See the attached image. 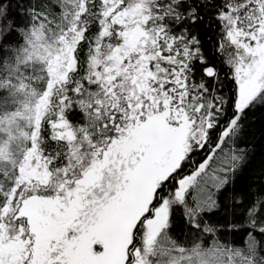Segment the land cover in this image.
I'll use <instances>...</instances> for the list:
<instances>
[{"label": "snow or ice", "instance_id": "obj_1", "mask_svg": "<svg viewBox=\"0 0 264 264\" xmlns=\"http://www.w3.org/2000/svg\"><path fill=\"white\" fill-rule=\"evenodd\" d=\"M257 112L264 0H0V264H264Z\"/></svg>", "mask_w": 264, "mask_h": 264}, {"label": "trees", "instance_id": "obj_2", "mask_svg": "<svg viewBox=\"0 0 264 264\" xmlns=\"http://www.w3.org/2000/svg\"><path fill=\"white\" fill-rule=\"evenodd\" d=\"M252 120L254 121V125L251 128V134L246 138L245 142L255 144L256 152L248 167L236 179L235 186L237 189L241 190L245 189L247 185L252 182L253 176L259 175L261 168H264V147L261 146V137L259 135L261 131V121L264 120V113H255L252 116ZM200 159V155L194 157V160L197 162Z\"/></svg>", "mask_w": 264, "mask_h": 264}]
</instances>
